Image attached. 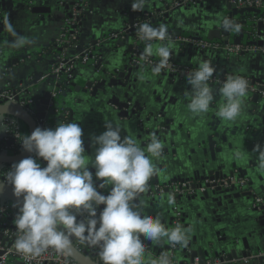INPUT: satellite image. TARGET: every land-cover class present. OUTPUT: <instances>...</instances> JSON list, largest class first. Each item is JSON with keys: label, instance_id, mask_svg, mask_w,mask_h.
<instances>
[{"label": "crops", "instance_id": "crops-1", "mask_svg": "<svg viewBox=\"0 0 264 264\" xmlns=\"http://www.w3.org/2000/svg\"><path fill=\"white\" fill-rule=\"evenodd\" d=\"M131 3L132 0H91V14L86 16L77 40L73 46L69 47L66 58H72L80 54L83 48L89 47L95 55L104 58L105 68L95 72L90 65L75 64L70 84L54 100L56 107L54 111L47 113L46 119L48 121L59 119L57 125L60 122L78 123L82 128L85 154L93 159L96 148L93 145V137L106 131V121H111L121 128L122 138L131 136L144 148L151 142V136L154 133L164 132L168 135V141L160 140L163 144L161 155L153 158L160 172L151 177L148 182L157 180L158 183H168L176 177L180 180L195 178L194 171L199 167L201 159L204 156L210 157L208 138L211 137V140L217 143L213 146V157L217 160L213 163V167H219L224 174H228L234 164L236 169L233 171L237 172L238 168L242 170L243 178L248 181V187L253 194H249V197L240 196L231 204L220 200L219 206L210 199L208 202H203L184 198L177 202L174 200L172 205H168L167 195L153 200L143 198L140 200L143 201V214L153 217L159 215L161 222L169 228L172 207L175 204L179 206L185 215L183 229L186 230L187 241L191 243V247L187 249L180 246L175 252L177 261L186 258L190 250H196V248L208 250L210 239L213 241L228 239L222 242L220 247L226 252L225 255L233 250L237 260L224 261L220 264H258L256 261L243 263L241 259L248 251L259 252L264 249V219L262 218L264 171L259 169L258 153L254 151L256 145L264 148V101L254 103L246 95L242 114L235 121H224L216 116L219 105L225 103L218 91L221 86L210 85L214 91V100L210 104L209 111L200 116H193L187 109L190 96L185 93L191 92V85L187 80H173L162 73L154 74L152 70L137 67L129 76L128 72H125L126 77L122 80V84L131 86L130 93L135 101L139 102L143 112L133 111V109L119 111L117 106L107 101V95L115 91L113 88L115 84L112 81L111 84H104V81L105 78L115 79L117 72L129 66L130 40L127 37L118 41L106 40V38L130 26L128 14L135 15L133 21L139 25L141 19L136 18L139 12L128 8ZM33 5L36 9H33ZM162 5V0H150L144 12H155ZM69 8V0H0V91L23 90V94L35 100H41L45 93L49 92L57 82V78L52 75L57 54L51 46L63 26ZM229 8L232 13H239V9L234 8L231 1L202 0L198 4L179 9L173 18L174 22L165 26L167 29L177 28L178 32L182 33L181 36L176 35L177 37L208 40L207 36L213 24L212 18L217 14H224ZM5 21H10L17 33L31 39L33 43L18 49L8 47L5 42L11 41L13 37L7 32ZM118 42H122V45H118ZM219 42L223 44V39ZM163 44L173 46L170 60L175 62L198 67L203 60H211L216 69H224L231 76H246L264 82V58L258 53L227 58L222 51H200L192 46H181L178 42ZM140 48L143 53L145 42L140 45ZM151 58L160 60V57L155 55ZM102 82L104 93L96 88ZM88 84H92L90 90L86 87ZM115 97L119 102L130 105L124 101L126 97L121 94V91H118ZM163 104H165L163 111L165 109L167 116L171 117H167L166 120H172L168 121L169 125L165 131L158 125L165 123V119L160 121L159 116L156 117L159 107ZM34 111L36 118L37 112ZM120 113L128 114L129 117L119 116ZM17 122L22 135H29L27 126L19 119ZM147 132L149 136L146 135ZM221 136L225 138V141H222ZM4 137V129H0V141ZM237 151L243 153L242 158L235 157ZM89 170L93 172L97 189L107 195L111 186L99 189L98 186L102 181L95 178V169L91 164ZM200 174L204 176L205 172L201 171ZM254 196L262 200L258 210L250 208ZM99 214L100 212H97V217ZM82 219V216H77L78 221ZM215 231H219L221 235L216 237ZM145 242L151 247L150 253H145L146 257L160 259L158 254L166 252V238L158 244L147 240ZM229 242L234 244L232 249L229 247ZM244 244L248 247L247 249L244 248ZM7 264L22 263L15 258H10Z\"/></svg>", "mask_w": 264, "mask_h": 264}, {"label": "clouds", "instance_id": "clouds-1", "mask_svg": "<svg viewBox=\"0 0 264 264\" xmlns=\"http://www.w3.org/2000/svg\"><path fill=\"white\" fill-rule=\"evenodd\" d=\"M150 0H132L134 12H141ZM13 37L5 44L10 48H22L33 41L16 32L10 21L4 22ZM138 38L145 42L144 57H160L152 68L159 74L169 66L171 44L153 45L167 38V28H154L149 23L139 25ZM225 31H240V25L225 18ZM216 68L211 60H203L196 70L186 74L191 92L187 104L193 116L209 111L214 91L209 81ZM248 81L242 76H229L218 89L225 103L219 105L216 116L224 121H235L243 111ZM5 122L0 119V129ZM106 131L93 137L94 159L85 154L82 128L78 123L60 122L55 128L36 127L30 135H24L22 148L35 153L47 164L41 167L31 155L12 165L6 180L13 186L14 195L22 197V204L14 219L18 236L15 251L28 258H37L49 248L58 253H70L72 240L79 239L87 245L100 248L103 264H170L167 257L153 259L145 256V240L159 243L163 239L184 246L186 230L181 226L166 228L159 215L143 214V201L137 203L138 194L147 191V182L159 174L153 158L161 155L163 144L153 135L146 148L131 136L121 137V128L111 121L105 123ZM258 167L264 171V148L256 145ZM237 151L235 157L242 158ZM102 181L99 189L111 186L107 195L102 194L94 182ZM168 205L174 203L169 194ZM104 205L97 217V208ZM82 220H77V216ZM99 225V226H98ZM143 237V239H142Z\"/></svg>", "mask_w": 264, "mask_h": 264}, {"label": "built area", "instance_id": "built-area-1", "mask_svg": "<svg viewBox=\"0 0 264 264\" xmlns=\"http://www.w3.org/2000/svg\"><path fill=\"white\" fill-rule=\"evenodd\" d=\"M163 4L169 3V10L176 8H182L190 6L193 4H198L202 0H162ZM90 2L91 0H69L70 8L64 18L63 26L60 28L58 35L53 40L51 49L56 52L57 60L55 66L52 69V75L57 78V82L49 90V104L47 106V113L54 111L53 105L54 100L58 98L60 94L64 92V85L70 84L72 80L73 66L76 64L90 65L93 67L95 72H100L105 68V60L102 57L95 55L89 47L83 48L80 54L73 56L72 58H66L69 47L73 46L79 35L81 26L83 25L86 16L90 15ZM232 5L236 9L253 8L257 9L264 15V0H232ZM151 18H159L156 13L152 12L149 14ZM264 19V16H263ZM260 18L254 17L253 20L248 21V26L246 27L245 33L242 35L241 41L236 44H222L215 40H206L196 37H177L171 34L167 35L165 41H153V44L158 43H170L178 42L181 46H192L200 51H222L227 58H236L242 54L247 53H258L264 58V37H261L255 29V23L259 21ZM264 21V20H263ZM138 24L133 23L132 26H128L125 30L120 33H112L107 36L106 40L118 41L124 37H131L130 42L132 44L131 48V58L129 66L131 67H143L148 70L159 63V60L153 59L151 57H144L141 52L140 45L143 43L138 38L136 28ZM247 39V43L242 42L243 39ZM22 62V61H20ZM198 67H194L188 64H181L173 60H169V66L163 68L160 73L169 76L173 80L183 81L186 79V74L190 71L196 70ZM52 76V77H53ZM231 76L224 69H216L213 74L212 79L209 81L210 85L221 86L222 83ZM248 81L247 96L252 99L253 95H256L257 102L264 101V82L242 76ZM23 90L6 89L0 91V104L14 106L22 109L36 122L37 127L41 128H54L59 122V119L54 121H48L46 117L43 120H36L35 118V106L40 103V100H35L23 94ZM133 111H136L133 109ZM5 122L4 134L5 137L0 141V155L4 156H15L21 153L24 149L21 146V140L24 137L22 131L18 125L16 118L11 116L2 117ZM54 122V123H53ZM40 124V125H39ZM142 125V124H141ZM38 163L45 167L47 162L43 161L42 158L34 157ZM11 165L0 164V178L3 181L13 187L7 180L6 176L8 171L11 169ZM219 188L221 190L229 189L232 193H249L253 192L248 187V181L239 176L236 171L231 174L226 175L224 178H210L206 177L202 181L196 180H179L175 183H154L147 182V191L138 194L137 200L139 199H156L162 195L171 194L174 197L175 202L179 198L188 197H200L205 192H211ZM262 200L260 197L254 196L251 201L250 208L254 210L260 209ZM19 212V208L14 205L8 199L3 198L0 195V264H7L10 258H15L22 264H77L71 260L65 253H58L55 249L49 248L47 251L42 253L37 258H28L15 251V240L18 236V230L16 229L14 219ZM264 219V212L262 214ZM184 226V217L181 209L177 204L172 207V216L170 220L169 228H175L176 226ZM145 243V253H150L151 247L149 244ZM72 245L78 250H84V242L79 239L74 238ZM181 245L174 244L167 240L166 248L164 253H159L158 257H167L170 264H178L176 259V250ZM100 248L94 247L93 250H88V256L97 254L94 261L98 264H103L100 259ZM243 263H249L251 261H256L258 264H264V249L259 252L248 251L246 257L241 259ZM227 260L226 256H222L221 259L215 260L214 264H220ZM192 264H198V260L195 259ZM207 264H210L209 262Z\"/></svg>", "mask_w": 264, "mask_h": 264}, {"label": "water", "instance_id": "water-1", "mask_svg": "<svg viewBox=\"0 0 264 264\" xmlns=\"http://www.w3.org/2000/svg\"><path fill=\"white\" fill-rule=\"evenodd\" d=\"M228 1H232V0H228ZM169 3H167L166 5L163 4V6L161 8H159L156 11H163V15L157 19L151 18L150 15L148 14L149 12H144L141 11L136 15V18L141 19V22H139V25H142L144 22L149 21V24H151L154 28H158L160 25H169L172 24L173 18H175V14L176 12L181 9V8H176L173 10H169L168 7ZM130 10H132L131 5L128 7ZM33 9H36V7L33 5ZM228 11L225 12L224 14H217L212 18V29L209 32V35L207 36L208 40H217V41H221L223 39V43L224 44H236L238 42L241 41L242 35L245 33L246 31V27L248 26V21L253 20L254 17H258L260 18L259 21H257L254 25H255V29L256 32L261 36L264 37V19L263 16L261 14V12L257 9H253V8H244V9H240L239 13H232L231 9H227ZM143 13L144 16H143ZM134 17L135 15L133 14H128L127 18L129 19V25L132 26L134 23ZM225 18L231 19L234 23H237L240 25V31L239 32H234V31H225L222 27V23L223 20ZM138 25V26H139ZM137 26L136 28V32L138 33L139 27ZM167 33L168 34H173V35H179L181 36V32H178L177 28H168L167 29ZM184 36V35H183ZM129 40L131 39V37L128 38ZM118 45H122V42H118ZM129 51L131 52V48H132V44L131 42L129 43ZM137 67H131L128 66L127 68H122L120 70V72H117V74L115 75V79L113 80H109L107 78H105L106 80L104 81V84H111L112 82L116 85H114L113 88H115V91L109 93L107 96V101L112 102L114 106H117L119 111L128 109V110H132L135 109L136 111L142 113L143 110L140 107L141 105L139 104L138 101H135V98L132 96V94L130 92H132V89L130 85H124L122 84V80L124 79V77H126L125 72H128V76L136 69ZM36 81L38 80V78H35ZM112 81V82H111ZM103 82L97 85V89L100 90V92L104 93L105 89L102 86ZM118 85V86H117ZM87 89H91L92 88V84H88ZM95 91V90H94ZM118 91H121V94L123 96L126 97V99L124 101H127L130 105H126V102H119L118 99H116V94L118 93ZM252 101L254 103H257V97L256 95L252 96ZM49 104V93L46 92L45 95L43 96V98L40 100V103L37 104L35 106V110L37 112L36 115V120H43L46 117V110H47V106ZM165 104H163L161 107H159L160 110H158L157 112V116H159L160 121L165 119V123H159L158 125L163 128L162 130H166L167 125H169L168 121H172L171 119H167L171 118L169 116H167V114L165 113V109L163 111V107ZM129 106V107H126ZM56 104L53 105V108L55 109ZM131 112V111H129ZM123 113V112H121ZM119 114V116L122 115H126L124 114ZM5 116H11L14 118L19 119L21 122H23L27 128H28V132L29 135L32 133V131L37 127L36 126V122L33 119L32 116H30L28 113H26L25 111H23L20 108L14 107V106H9V105H4V104H0V117H5ZM126 117H129V115L127 114ZM138 117V116H136ZM140 117V116H139ZM138 117V118H139ZM164 121V120H163ZM165 124V125H164ZM40 125V124H39ZM144 127V126H143ZM148 134L146 135H150L149 132H147ZM153 135H155L159 140H167L168 141V135L165 134L164 132H157L154 133ZM152 135V136H153ZM151 136V138H152ZM216 137L218 136V133L215 135ZM222 141H225V138L223 136H221ZM151 141V140H150ZM208 142H209V147L211 149L210 151V157H206L204 156L203 159H201L200 161V165L199 167L194 171L195 174V178H193V180H198V181H202L204 180L206 177H210V178H215V179H219V178H224L226 177V175H229L232 173V171L234 169H236L235 165L232 164L231 166V170L228 174H224L222 169L219 167H213V163H215L217 160L215 157H213L214 151H213V146H216V142L211 140V137L208 138ZM32 156L33 158L35 157V153H29L25 150H23L21 153H19L18 155L15 156H4V155H0V164L2 165H13L17 162H19L20 160L28 157V156ZM201 171L205 174L204 176H201ZM237 173L239 174V176L243 177L242 175V170L241 169H237ZM180 178L176 177L173 178L171 181H169L168 183H175L177 181H179ZM189 180V179H187ZM154 183H158L157 180L153 181ZM0 195L5 198L8 199L9 201H11L14 205H16L18 208L20 207V205L22 204V197L17 198L14 195L13 192V187L7 185L2 178H0ZM240 196L243 197H249V193H232L231 190L229 189H225V190H221L219 188H216L215 190L211 191V192H205L202 196L200 197H188L185 199L188 200H199V201H203V202H208L209 199L210 201L214 202L217 204V206L220 205V200H225L228 202V204L232 203L234 199L239 198ZM184 198H179L178 201H181ZM141 199L137 200L136 202L139 203ZM104 205H100L97 208V212H100L103 209ZM183 217L185 218V215L183 214ZM214 235L216 237H219L221 234L219 231H215ZM74 240V239H73ZM72 240V242H73ZM195 240V239H193ZM228 241V239H216V241H213L212 239H210L208 241V250H201L196 248V250H190L189 254L187 255L186 258H184L183 260L178 261V264H192L194 262L195 259L198 260V264H207L208 262L210 264H214L215 260H219L221 259V256L225 255V251L220 247V244L222 242H226ZM229 247L230 249H232L233 247V243L229 242ZM84 246L86 247V249L78 251L73 245H72V250L70 253H65L71 260H73L75 263L77 264H98L94 261V258L97 256V254L92 255V256H88V250H93L94 247L87 245L86 242H84ZM183 247L185 248H190L191 247V243L189 241H187V244L184 245ZM244 248H248L245 244H244ZM2 255V252H0V256ZM246 253L244 254V257H246ZM200 256H202V258H200ZM227 260H229L230 262L233 260H237V257L235 256L233 250L229 251L228 254L225 255Z\"/></svg>", "mask_w": 264, "mask_h": 264}, {"label": "rangeland", "instance_id": "rangeland-1", "mask_svg": "<svg viewBox=\"0 0 264 264\" xmlns=\"http://www.w3.org/2000/svg\"><path fill=\"white\" fill-rule=\"evenodd\" d=\"M163 6V5H162ZM150 13H152V12H150ZM150 13H148V14H150ZM154 13H156L158 16H162L163 15V11H155ZM157 19V18H156Z\"/></svg>", "mask_w": 264, "mask_h": 264}, {"label": "trees", "instance_id": "trees-1", "mask_svg": "<svg viewBox=\"0 0 264 264\" xmlns=\"http://www.w3.org/2000/svg\"><path fill=\"white\" fill-rule=\"evenodd\" d=\"M242 42L247 43V39L244 38ZM68 85H69V84H67V85H64V84H63V86H64L63 88L66 89Z\"/></svg>", "mask_w": 264, "mask_h": 264}]
</instances>
